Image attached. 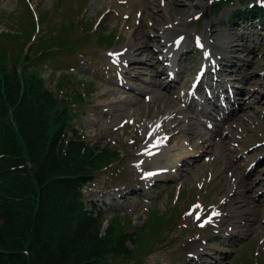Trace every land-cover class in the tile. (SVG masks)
<instances>
[{
    "label": "rangeland",
    "instance_id": "374dc122",
    "mask_svg": "<svg viewBox=\"0 0 264 264\" xmlns=\"http://www.w3.org/2000/svg\"><path fill=\"white\" fill-rule=\"evenodd\" d=\"M28 5L31 11L35 10L34 14L48 13L50 24L45 23L46 27L58 29L62 22L74 23L70 38L79 44L77 56L70 55L67 49L57 51V56L43 62L39 71L45 85L54 92H58L57 83L65 73L91 87L90 93L81 82L68 85L71 95L79 90L88 100L75 105L78 116L73 126L86 139L102 146L112 145L122 154L121 160L111 165L112 170L107 167L98 172L83 188L86 208L89 201H96V194H116L117 198L112 197L108 205L96 202L103 206L99 204L98 208L107 215L106 220L110 214H116L118 217H113L117 218L113 223L119 227L121 221L125 231L128 220H131L128 225L131 231L147 220L152 210L166 217L170 215L165 220L168 225L160 229L161 235L145 228L146 245L141 240L144 246L122 259L124 264H139L137 260L140 264H264V146L255 145L264 140V22L257 27L251 16L229 21V13L236 7L243 8L242 2L224 5L217 12L212 11L209 0H32ZM209 10L210 16L193 21L196 14ZM20 12H27L22 0H0V30L5 28L6 21L16 25ZM96 26L93 34L88 33ZM99 27L103 28L98 30ZM108 31L114 35V42L110 46L98 45L95 39ZM162 31L166 37L178 33L187 35L178 53L181 73L174 82L168 83L166 74L162 78L158 76L156 85L152 84L155 70L148 65L129 66L123 80L116 78L119 68L116 61L107 58L110 51L124 47L129 37L138 33L145 35L149 48L137 55L132 52L140 61L155 62L159 55L168 53L167 46H161ZM39 34L37 31L35 37ZM196 35L205 44L210 43L212 50L206 51L205 47L202 54L195 52ZM23 40L24 36L20 35L14 42L20 46ZM2 49L7 62L9 53L5 47ZM157 49L160 51L156 55ZM210 52L211 57L224 64L227 79L243 90L245 96L239 98L242 111L238 104L237 116L218 130L216 136L221 137L210 138L206 147L201 148L205 152L200 162L203 163L204 156L211 157L205 165L180 180L165 175L153 184L152 180L145 183L142 172L133 166L146 147L145 131L160 114L184 108L177 102L182 87L189 86L204 56ZM81 56H90L97 70H92V63ZM173 59L176 60V54ZM145 95L150 98L146 99ZM118 98L121 101H116ZM198 109L197 106L185 115L188 117ZM180 115L171 114L169 122L179 119ZM129 117L133 124L120 126ZM200 127L205 130L203 122ZM180 135L183 137L172 138L169 144L189 139L188 135ZM260 157L262 160L251 169L253 166L249 164L257 163ZM186 160L194 164L192 158ZM178 187L181 195L176 199ZM128 188H132L131 194L123 195ZM196 194L204 208L217 202L224 213L221 222L214 218L210 226L200 227L192 220L186 208L198 199Z\"/></svg>",
    "mask_w": 264,
    "mask_h": 264
},
{
    "label": "trees",
    "instance_id": "16d2710c",
    "mask_svg": "<svg viewBox=\"0 0 264 264\" xmlns=\"http://www.w3.org/2000/svg\"><path fill=\"white\" fill-rule=\"evenodd\" d=\"M242 13L264 16L257 6ZM47 46L42 40V53ZM2 47L0 42V264H124L132 253L126 241L138 235L113 223L101 234L102 217L81 202L82 185L114 154L65 141L67 107L27 68L41 56L20 52L6 62Z\"/></svg>",
    "mask_w": 264,
    "mask_h": 264
},
{
    "label": "bare ground",
    "instance_id": "6f19581e",
    "mask_svg": "<svg viewBox=\"0 0 264 264\" xmlns=\"http://www.w3.org/2000/svg\"><path fill=\"white\" fill-rule=\"evenodd\" d=\"M181 33L175 34L173 36L166 37V32L162 31V37H163V44L168 46V49L170 48L169 52L171 55L175 53V50L177 48L176 44V36L180 35ZM207 43V47H208ZM125 48L120 47L118 49L113 50V54H111L110 58H113L117 62L120 61L121 64H126L129 62L134 67H140L144 65L152 66L155 70V74L152 75L153 83H157V80L159 77H163L164 75H160L163 73L165 66L162 64V61L160 58L155 60V62L152 63H145L143 61L138 60L135 57V53L140 54L144 51H146L149 48L148 43L146 42V37L137 34L130 36L128 39V42L124 45ZM214 45L212 44V47ZM123 49L122 52H116V50ZM134 51V52H132ZM156 54V52H154ZM174 56V55H173ZM152 57V56H151ZM150 57V58H151ZM155 63V66L154 64ZM124 72V71H121ZM159 76V77H158ZM173 82V78L171 77L169 82ZM119 99H117L118 101ZM170 114H166L165 116H162L158 121L152 124V127L156 126L159 122L162 121V130H166L163 126L165 122H167ZM164 121V124H163ZM192 121L191 119H185L180 120L175 125H180V128L177 132H172L171 137H176L179 133L184 135H190L189 140L194 141L196 139V143L191 144H185L183 142L168 145L169 139L166 138L165 132H160L161 134H158L156 137L152 138L149 142V147L144 152L145 156L143 163L146 164L148 167L147 169H150L148 171L150 178H158L159 176H164L166 173H175L178 177H182L181 170L186 171V174H192L195 172L196 166H201L202 162L199 160L202 159L197 152L198 150H194L193 147H196L197 149H201L205 146V135L202 131L201 133L195 131L192 127ZM191 146V147H190ZM174 149H176V152H172ZM192 157L194 158V164L191 166H188L186 168V158ZM161 159H164V161H161ZM148 161L153 163V165H148ZM172 174V173H171ZM168 174V175H171Z\"/></svg>",
    "mask_w": 264,
    "mask_h": 264
}]
</instances>
